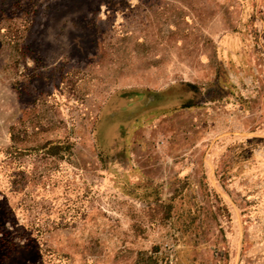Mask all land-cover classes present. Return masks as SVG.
<instances>
[{
    "label": "rangeland",
    "instance_id": "1",
    "mask_svg": "<svg viewBox=\"0 0 264 264\" xmlns=\"http://www.w3.org/2000/svg\"><path fill=\"white\" fill-rule=\"evenodd\" d=\"M137 262L264 264V0H0V264Z\"/></svg>",
    "mask_w": 264,
    "mask_h": 264
},
{
    "label": "trees",
    "instance_id": "2",
    "mask_svg": "<svg viewBox=\"0 0 264 264\" xmlns=\"http://www.w3.org/2000/svg\"><path fill=\"white\" fill-rule=\"evenodd\" d=\"M42 147L47 148V154L51 156H61V153L65 150V147L61 143H49ZM169 215L170 214H168V216ZM137 264H139V262H137Z\"/></svg>",
    "mask_w": 264,
    "mask_h": 264
}]
</instances>
